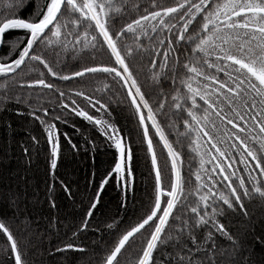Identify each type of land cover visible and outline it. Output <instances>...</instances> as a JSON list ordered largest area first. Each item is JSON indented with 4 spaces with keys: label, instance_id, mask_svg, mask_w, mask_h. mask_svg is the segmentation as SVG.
Here are the masks:
<instances>
[{
    "label": "snow or ice",
    "instance_id": "snow-or-ice-1",
    "mask_svg": "<svg viewBox=\"0 0 264 264\" xmlns=\"http://www.w3.org/2000/svg\"><path fill=\"white\" fill-rule=\"evenodd\" d=\"M101 52L110 63H95ZM56 81L84 86L65 90ZM13 102L43 126L54 181L48 199L57 215L41 234L25 215L26 190L5 185L0 264H45L32 259L33 238L42 243L50 235L57 243L49 256L85 253L76 242L92 229L101 234L95 264H125L137 241L133 264H264V230L257 234L249 211L253 203L264 208V0H10L0 12V121ZM125 112L135 118L153 177L127 225L102 203L110 183L121 193L118 209L127 212L130 192L136 198L140 158L120 125ZM73 116L113 150L79 219L62 217L53 195L61 136L79 152L57 126ZM31 140L38 145L36 136ZM84 144L97 148L88 137ZM22 151L31 156L28 146ZM0 158L2 170L7 152ZM59 184L75 205L71 185ZM19 224L23 229H15Z\"/></svg>",
    "mask_w": 264,
    "mask_h": 264
},
{
    "label": "trees",
    "instance_id": "trees-1",
    "mask_svg": "<svg viewBox=\"0 0 264 264\" xmlns=\"http://www.w3.org/2000/svg\"><path fill=\"white\" fill-rule=\"evenodd\" d=\"M141 3L147 4V0H140ZM10 0H0V12H5ZM67 62L74 65L76 61L68 59ZM95 63H110L106 53L96 55ZM66 69L65 71H71ZM79 79V78H78ZM110 81V77L108 78ZM57 86L61 89H77L84 86L81 83L56 81ZM115 89L119 90L121 97L124 94L123 88L119 84L115 85ZM99 95V94H98ZM28 109L25 105H17L12 103L8 109L7 115L3 121H0V152H7V160H3L4 168L0 170V190H3L5 185L11 184L13 187L19 186L27 192V212L26 216L31 217L32 227L39 228L41 234L48 223V217H55L57 210L51 209L49 203V187L54 183L52 175L48 171L49 161L45 159L46 136L43 133V126L38 122H34L32 117L27 114ZM17 113H23L18 115ZM128 112L120 116V125L124 130L125 136L132 143L133 151L136 157L140 159L134 160L135 177H136V192L135 200L132 199L131 192L128 198L127 212L123 209H118V203L121 199V193L114 183L106 186L102 195V203L107 206L111 214L115 215L116 220H124L125 225L134 223L137 219V209L140 208L141 202L147 199L145 190L150 191V185L153 183V177L150 176V158L144 159L145 152L140 149L138 137L135 134L136 122L135 118L127 119ZM10 127L5 125V122ZM75 123V127H73ZM58 128L62 134H67L71 137L74 143L78 144L79 152H74L67 143L64 135L61 136L62 146V162L59 164L57 172V180L55 181L56 204L59 208V214L63 217L68 213H72L76 219H79L80 214L87 208L90 197L95 195V191L106 171L111 167L113 160V150L108 148L104 143V138L100 133L93 129L87 122L81 121L79 118L70 117L67 124L58 123ZM78 129V130H77ZM129 130H132L131 137L128 136ZM83 133V136L81 135ZM32 136H36L39 141L38 145H33ZM88 137L94 140L97 144L95 151L87 150L84 144V138ZM22 146L30 148L31 156H26L22 151ZM158 158L163 161L164 155L160 154V148H157ZM2 159V158H0ZM59 180H64L71 185L72 191L76 197L75 205L71 200L64 196L60 187ZM83 201V203H81ZM249 211L256 219L255 230L257 234L264 230V225L260 223L264 220V208H261L258 203L249 205ZM15 229L21 230L24 225L19 224L14 226ZM71 233H69V236ZM4 237L0 236V246H2ZM101 234L95 229L90 230L82 241H77L83 247H86L85 253L65 252L54 253L49 256L48 250L52 249L57 243V238L53 235L46 237L43 242L37 238H33L34 243L38 246V250L34 251L33 260H43L45 264H68L69 261H75V264H86L91 260L95 264L97 253L94 251L100 241ZM110 237L105 234L104 240L107 241ZM139 247V241L124 253L125 264H133L134 251Z\"/></svg>",
    "mask_w": 264,
    "mask_h": 264
}]
</instances>
